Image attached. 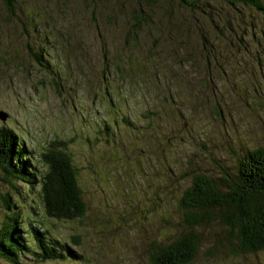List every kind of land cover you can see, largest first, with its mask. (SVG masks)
<instances>
[{
    "label": "rangeland",
    "instance_id": "1",
    "mask_svg": "<svg viewBox=\"0 0 264 264\" xmlns=\"http://www.w3.org/2000/svg\"><path fill=\"white\" fill-rule=\"evenodd\" d=\"M137 4L107 12L84 0H18L7 22L0 2V127L15 130L41 176L45 149L66 148L87 206L80 220L56 219L39 186L15 189L0 169V226L19 213L24 237L40 230L74 252L19 264H151L154 244L187 230L179 202L194 176L218 179L264 149V37L255 44L250 35L247 52L214 37L219 53L209 61L195 34L182 42L168 24L180 17L160 4L136 34ZM232 53L240 60L229 62ZM200 231L206 244L190 264H264V250L211 255L207 244L224 228Z\"/></svg>",
    "mask_w": 264,
    "mask_h": 264
},
{
    "label": "trees",
    "instance_id": "2",
    "mask_svg": "<svg viewBox=\"0 0 264 264\" xmlns=\"http://www.w3.org/2000/svg\"><path fill=\"white\" fill-rule=\"evenodd\" d=\"M17 1L0 0L3 9L7 11V22L12 17H17ZM84 1L96 6L100 4L109 12L118 5H123L125 0ZM136 1L140 8L136 9L137 13L133 16V31L141 30L147 24V19L151 18V10L161 11L158 9L160 4L166 9L170 19L173 18V13L180 17L176 20L178 26H173L171 21L174 20H168V24L176 34L181 35L182 42L195 34L199 41L198 50L203 51L209 61L215 57V52L219 53L220 47H213L214 37L218 41L225 39L234 44L236 41L239 49L243 48L246 52L251 36L255 38V44L264 37V30L257 32L256 29L260 26V19H264V0ZM247 14L253 19L247 20ZM22 27L26 32L25 23ZM185 33L188 35L185 36ZM218 45L220 46L219 43ZM263 50L261 51L264 52ZM200 54L202 55L201 52ZM39 56L34 55L37 63H41ZM238 57V54H230L229 62L240 60ZM241 58L242 63L245 60ZM19 139L15 130L0 127V169L4 173L3 180L9 181L15 189L18 181L27 183L33 189L39 186L46 213L56 219H82L87 213V206L71 154L64 147L59 146L57 149L56 142L47 147L46 152L41 155V162L46 170L41 176L25 161L28 154ZM61 143L65 145V142ZM179 208L183 212L187 230L170 242L154 244L150 250L151 264L192 263L200 248L206 244L200 228L211 224L224 228L223 236L220 235L207 244L211 246V255L219 249L231 254L264 250V149L258 148L242 154L237 166L228 171L222 170L218 179L213 176H194L190 187L180 199ZM9 215L0 226V264L3 261L19 264V258L28 255L41 262L72 258L73 250L66 244L53 240L51 236H45L40 230H28V236L24 237L25 230L18 221L19 213Z\"/></svg>",
    "mask_w": 264,
    "mask_h": 264
},
{
    "label": "water",
    "instance_id": "3",
    "mask_svg": "<svg viewBox=\"0 0 264 264\" xmlns=\"http://www.w3.org/2000/svg\"><path fill=\"white\" fill-rule=\"evenodd\" d=\"M0 120L6 121L7 120V115L0 112Z\"/></svg>",
    "mask_w": 264,
    "mask_h": 264
}]
</instances>
